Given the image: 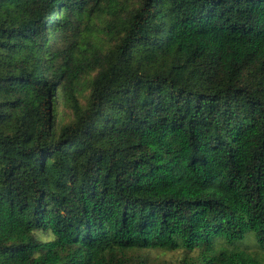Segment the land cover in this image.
Wrapping results in <instances>:
<instances>
[{
	"label": "trees",
	"instance_id": "1",
	"mask_svg": "<svg viewBox=\"0 0 264 264\" xmlns=\"http://www.w3.org/2000/svg\"><path fill=\"white\" fill-rule=\"evenodd\" d=\"M216 239L264 252V0H0V264H260Z\"/></svg>",
	"mask_w": 264,
	"mask_h": 264
},
{
	"label": "rangeland",
	"instance_id": "2",
	"mask_svg": "<svg viewBox=\"0 0 264 264\" xmlns=\"http://www.w3.org/2000/svg\"><path fill=\"white\" fill-rule=\"evenodd\" d=\"M125 2L126 6L133 7L135 6L139 0H122ZM105 21H107V17L105 14L97 15L91 22V29L88 33L83 34L79 38V52L89 58L92 56L97 55V57H101V53H103L109 44H112L113 41L109 40V36L104 33L102 30ZM93 72L85 75L82 79H80V91L78 93V99L81 104L85 103L86 96L88 93L87 88H85L87 81L91 78ZM71 106L65 100H61L60 104L58 105L57 109V119L60 122H68L72 119V109ZM244 250L245 254H249L252 256L256 261L260 264H264V252L258 250L253 244V241H248L247 245H226L223 244L222 241L219 239L214 240L212 247H209L208 253L214 252H225L228 253L232 250ZM204 251V248L199 247L197 250L194 249L192 253L187 255V259L190 263L193 264H205L206 260H204L201 256L199 251ZM132 255L140 256V258H144L147 263L150 264H174L182 257V251L178 248H171V249H162L158 247H153L149 249H138L136 251L130 252ZM217 264V263H215Z\"/></svg>",
	"mask_w": 264,
	"mask_h": 264
}]
</instances>
